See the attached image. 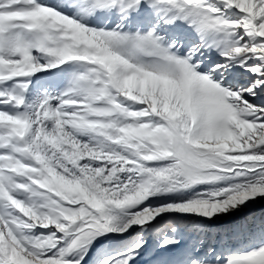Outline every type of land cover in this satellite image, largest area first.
Returning <instances> with one entry per match:
<instances>
[{
    "label": "snow or ice",
    "instance_id": "obj_1",
    "mask_svg": "<svg viewBox=\"0 0 264 264\" xmlns=\"http://www.w3.org/2000/svg\"><path fill=\"white\" fill-rule=\"evenodd\" d=\"M260 200L264 0H0V264H264Z\"/></svg>",
    "mask_w": 264,
    "mask_h": 264
},
{
    "label": "rangeland",
    "instance_id": "obj_2",
    "mask_svg": "<svg viewBox=\"0 0 264 264\" xmlns=\"http://www.w3.org/2000/svg\"><path fill=\"white\" fill-rule=\"evenodd\" d=\"M257 209H259V211H264V206H261V204H260V202L258 201V202H256V203H254V204H252V205H250V207L248 208V209H245L246 210V212L247 211H255V210H257ZM243 214V213H242ZM241 214V215H242Z\"/></svg>",
    "mask_w": 264,
    "mask_h": 264
},
{
    "label": "trees",
    "instance_id": "obj_3",
    "mask_svg": "<svg viewBox=\"0 0 264 264\" xmlns=\"http://www.w3.org/2000/svg\"><path fill=\"white\" fill-rule=\"evenodd\" d=\"M259 202H260L261 206H264V200H260ZM244 212H246V210H244ZM255 212L259 213L260 211H259V209H257V210H255ZM242 213H237L236 215H241ZM225 219H227V218H225ZM221 222H224V221L222 220Z\"/></svg>",
    "mask_w": 264,
    "mask_h": 264
}]
</instances>
